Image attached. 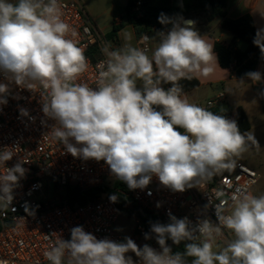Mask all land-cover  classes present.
<instances>
[{"label": "clouds", "instance_id": "9594fccd", "mask_svg": "<svg viewBox=\"0 0 264 264\" xmlns=\"http://www.w3.org/2000/svg\"><path fill=\"white\" fill-rule=\"evenodd\" d=\"M62 16L59 0H0V75L7 81L0 82V105L7 104L13 84L39 91L42 112L54 121L52 138L73 157L103 160L131 190L147 188L156 177L162 186L183 192L201 179L234 169L235 158L258 145L253 132L241 133L236 120L190 103L183 93L181 80L208 78L218 66L214 45L194 20L161 13L159 23L171 27L143 37L158 38L151 56L130 43L105 47L107 59L94 88L77 82L88 60L69 38L73 30ZM253 43L264 55V29ZM245 75L253 82L262 79L258 71ZM19 111L35 119L27 109ZM14 155L11 148L0 150V168L6 169L0 173V207L11 204L13 190L26 174L22 160L5 166ZM109 199L116 202L117 196ZM215 210L218 223L202 219L193 227L186 217L171 213L170 223H153L150 231L159 251L129 237L123 242L97 239L76 226L70 239H58L44 256L49 264H137L129 252L139 264H188L187 257L191 264H264V195L245 191L233 197L230 213L219 206ZM223 229L234 238L220 248L216 241ZM150 238L146 233L145 239ZM168 240L188 243L183 252H173Z\"/></svg>", "mask_w": 264, "mask_h": 264}, {"label": "built area", "instance_id": "2783aa9c", "mask_svg": "<svg viewBox=\"0 0 264 264\" xmlns=\"http://www.w3.org/2000/svg\"><path fill=\"white\" fill-rule=\"evenodd\" d=\"M147 1L130 0V12H144ZM59 2L62 18L73 30L69 38L84 49L88 60V69L77 82L95 88L99 70L107 59L104 48H115L93 25L79 0ZM154 25L164 26L155 19L148 24V28H154ZM145 35L148 36L147 32L137 36V45L151 56L149 40L143 39ZM231 64L234 65V62ZM254 71L261 73V81L247 80L253 87L264 88V62H258ZM0 82L7 83L2 75ZM10 87L7 104L0 105V150L11 148L15 155L5 166L12 167L22 160L26 174L14 188L11 204L0 207V264H49L44 256L45 251L60 238L70 239V230L76 226H83L97 239L123 242L122 235L115 229L119 209L115 202L110 201V195L100 190H113L114 183L120 180L113 177L103 160L97 162L73 157L52 138L50 128L54 121L44 116L39 91L32 92L14 84ZM226 98L225 91L218 90L197 105L208 109L218 108L226 102ZM21 108L27 109L35 119L20 116ZM177 130L183 132V129ZM5 171V168H0V173ZM258 179L259 174L254 169L236 161L234 169L201 179L196 186L183 192H174L162 186L156 177L143 190H131L121 181L123 185L115 188V192L130 199L133 204L134 211L125 204L134 223L131 239L140 247L148 244L159 251L160 246L150 231L153 223H170L169 213L178 219L186 217L193 227L202 219L218 223L215 207H222L224 214L230 213L233 197L251 191ZM71 190H93V193L86 196L82 203H71ZM219 193L223 195L219 196ZM146 233L151 236L150 239H145ZM232 237L229 230L223 229V235L216 243L227 244ZM133 260L139 264L135 254Z\"/></svg>", "mask_w": 264, "mask_h": 264}, {"label": "crops", "instance_id": "0c3cea01", "mask_svg": "<svg viewBox=\"0 0 264 264\" xmlns=\"http://www.w3.org/2000/svg\"><path fill=\"white\" fill-rule=\"evenodd\" d=\"M80 2L83 5L93 25L102 34L107 35V33L111 31L113 26L119 27L118 31L115 34V40H112L111 42L115 49L123 47L122 44L125 40V30H127L126 32L129 35H133L135 39V45L138 47L136 41L137 36L135 34L134 26L127 21L126 16L124 15V13H122V11L124 12L125 7L130 3V0H80ZM190 2H192V0H148L147 8L174 9V13H178V15H169V17L174 19L183 17L185 20H194L196 22V29L202 36H204L205 40L208 43L213 45L214 41H219L223 45H228L232 42H235L237 49H239L240 42L234 38L231 32L222 28V18L216 17L211 21H207L204 13H202L201 11H187L185 9V5L189 4ZM175 9H179V11L176 12ZM224 11L225 18L227 19H237L243 15H249L256 33L258 30L264 29V0H256L254 2H251L249 0H227ZM126 27L127 29H125ZM167 27L170 28L171 25H168ZM157 28L158 27L154 25V28H149V30L155 31ZM150 41L151 49L154 50V48L157 46L158 41L156 39H149V42ZM218 66L215 68L214 74H212L208 78L200 76L195 77L198 80L199 85L188 92H194L202 88L206 91L205 100H207L216 93L215 90L217 87L233 86L235 85V83L240 82L241 80H247V78L238 79L235 77L233 71V64H230L228 68H221L220 66ZM213 86H215V90ZM258 89L260 91L257 93V97L261 98L262 103H264V95L261 94L264 93V88ZM247 100L249 101L248 98H245L240 94L237 97V100H235L234 104L229 106V108L237 107L242 109L249 123V128L246 131H250L252 128V124L248 116V109L250 108V103ZM226 103H228V98H226V102L224 104ZM251 113H254L255 115L256 112L251 110ZM262 113H264V111H262ZM186 243H188V241H184L183 245H185ZM218 245L220 248H222L227 244ZM213 250L217 251L218 249L214 247ZM191 259L188 261V264H191Z\"/></svg>", "mask_w": 264, "mask_h": 264}, {"label": "trees", "instance_id": "16d2710c", "mask_svg": "<svg viewBox=\"0 0 264 264\" xmlns=\"http://www.w3.org/2000/svg\"><path fill=\"white\" fill-rule=\"evenodd\" d=\"M226 2L227 0H192V2L185 5V9L187 11H201L202 13H204L207 21H211L216 17L222 18V28L231 32L234 38L239 42H244L245 44H247V48L241 51L237 49L235 42H232L228 45H223L219 41H214L213 43V51L217 56L219 66L221 68H228L230 64L234 62L233 71L235 77L238 79H243L247 78V76L245 75L246 73L254 71L258 62H264V55L261 54L260 48L253 43L256 37V32L254 30L250 16L243 15L237 19L225 18L224 10ZM175 10L176 12L179 11V9ZM161 13H164L167 16L178 15V13H174V9L171 8H147L140 14H133L129 10V4L125 7L124 10V15L126 16L127 21L134 26L136 36H139L141 33L146 32L148 29V24L153 20L158 19ZM118 29V26H113V28L109 33H107V35H115ZM180 85L183 88V93H185L196 88L199 85V82L195 77H193L190 80H181ZM162 86L167 88L170 85L163 84ZM234 109V115H236L235 120L240 131H246L249 128V123L244 112L241 108L236 107ZM209 110L213 111L215 114L226 116V113H222L219 108H211ZM121 185H123L121 181H116L114 183L113 190H107L105 188H101L100 190L107 192V194L110 196L116 195L118 199L122 200L124 204L128 205L131 200L115 192V188ZM70 192L71 203L76 201L82 203L86 200V196H89L93 193V190L85 192L71 190ZM167 244H169L173 252L184 251V245L182 243L179 245H175L171 240H168ZM186 259L187 261H189L191 257H187Z\"/></svg>", "mask_w": 264, "mask_h": 264}, {"label": "rangeland", "instance_id": "374dc122", "mask_svg": "<svg viewBox=\"0 0 264 264\" xmlns=\"http://www.w3.org/2000/svg\"><path fill=\"white\" fill-rule=\"evenodd\" d=\"M122 13L124 12L122 11ZM125 29H127V27ZM166 29H168V27ZM166 29L165 26H159L155 31L149 30L148 28L146 32L149 37H153L156 35L157 32L166 31ZM126 31L127 30H125L124 33L125 43L123 42L122 46H124L126 43H130L131 45L137 47L135 45V39L133 35H130V40L127 39L129 34ZM106 38L110 42H112V40H115V35H107ZM156 40L158 41V38H156ZM149 47V54H151V41L149 42ZM246 48L247 44H245L244 42H240L239 50L243 51ZM213 88L215 90V86H213ZM218 90H224L227 94L226 97L228 98V103L220 105L218 108L223 113H226V116L229 119L235 120V109L232 107L229 108V106L234 104L235 100H237V97L241 94L243 97L249 99V101L247 100L250 103V108L248 109V116L250 118L252 128L250 131H242L241 133L253 132L254 137L258 142V145H252L248 148L246 152H244L241 156L236 157L235 159L245 162L248 167L254 168L260 174V178L258 179L257 183L252 187L251 192L256 196L264 195V113H262V111H264V103H262L261 98L257 97V93L260 90L258 88L252 87L251 83L248 80H244L243 83L237 82L233 86H219L216 88L215 92H217ZM184 94L186 95L189 102L194 104L203 103L206 98V91L202 88L194 92H186ZM251 110L256 112L255 115L254 113H251ZM115 203L119 209V215L115 222V229L122 235L124 241L125 237L131 238L134 223L131 219L130 211L125 207L124 202L117 198ZM181 243L183 244V242ZM127 255H130L133 258L134 253L129 252Z\"/></svg>", "mask_w": 264, "mask_h": 264}, {"label": "water", "instance_id": "95a60500", "mask_svg": "<svg viewBox=\"0 0 264 264\" xmlns=\"http://www.w3.org/2000/svg\"><path fill=\"white\" fill-rule=\"evenodd\" d=\"M127 208H128L129 210H131V211H134V207H133V204H132V203H129V204L127 205Z\"/></svg>", "mask_w": 264, "mask_h": 264}]
</instances>
